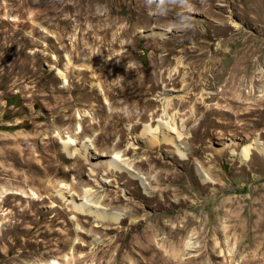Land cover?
<instances>
[{
  "label": "rangeland",
  "instance_id": "obj_1",
  "mask_svg": "<svg viewBox=\"0 0 264 264\" xmlns=\"http://www.w3.org/2000/svg\"><path fill=\"white\" fill-rule=\"evenodd\" d=\"M163 90L188 154L130 151L148 192L106 160L156 125ZM255 139L264 0H0V264H264V154H238ZM98 176L122 222L57 192Z\"/></svg>",
  "mask_w": 264,
  "mask_h": 264
},
{
  "label": "bare ground",
  "instance_id": "obj_2",
  "mask_svg": "<svg viewBox=\"0 0 264 264\" xmlns=\"http://www.w3.org/2000/svg\"><path fill=\"white\" fill-rule=\"evenodd\" d=\"M114 41H109L108 48L105 47L104 44L100 45L97 49V51H91L86 52V59L87 60H94L95 58H99L101 56H104L107 50H110V48L113 46ZM244 48V47H243ZM85 50V49H84ZM84 50H80L79 52L84 53ZM242 50V49H241ZM57 58V57H55ZM58 59V58H57ZM57 74L60 76L65 84V81L70 82V77L73 74L74 71L78 72V74H86V70L83 69H76L72 70V68L68 69V66L66 70L61 69L60 67H57ZM214 75V74H213ZM79 78V77H78ZM68 89L73 90L75 89V86H71L68 83ZM161 100V107H162V113L159 116L160 118H157L156 125L153 126L152 124L145 123L144 127L141 131V135L133 137V140L130 141V145L128 149H118L115 147L113 154L106 160L107 169H113L116 172L119 171L121 175L124 171H127L129 176L132 180H140V182L143 184V186L148 191V186L146 185V182H144L142 176L138 174V171L135 170L134 164L132 163V160H129L125 156L131 151H137L143 149L144 151H153L158 149H163L164 145H171L173 146V152L176 153L180 157H185L188 153L186 151V147L181 143L180 140H182L185 137L186 131L183 130L182 127L176 124V119L169 113L170 106L173 104L175 99L177 100L178 97L176 95H173L168 90H163L159 95ZM182 100H184V95H179ZM181 102H185L186 100ZM64 102V101H63ZM184 104V103H182ZM83 115V114H82ZM80 125V124H79ZM261 144V145H260ZM139 145H142L144 147H139ZM253 147H258L260 152L264 154V144L260 142V140L255 139L252 142L247 144H243V148L241 153L239 154V158L241 160H247V158L250 156L251 151ZM63 148L65 152L69 155H72L73 153L78 151L77 146L74 145V138L73 136L69 135L67 140L63 141ZM151 151V152H152ZM107 171L106 173L110 176L112 173L111 171ZM101 172V171H100ZM92 173V172H91ZM93 174V173H92ZM106 174V175H107ZM179 177L177 173V178ZM109 178V177H107ZM97 182V188H93V186H88L84 189V193L82 196H80L79 199H83L82 201H79V199L76 198L75 193H71V190H67L68 187L64 186L63 183L61 187L58 188L57 192L60 196L63 198H70V202L73 203L72 208L80 210V211H88L92 214L98 220H114L116 222H122V215L118 212H115L111 209L105 208L102 206L104 197H102V187H105L107 180H104L102 177H99L95 179ZM111 180V179H110ZM203 180H206L203 178ZM93 185V184H92ZM105 185V186H104ZM106 188V187H105ZM104 190V189H103ZM150 192V191H148ZM34 195L38 196V193L33 190L32 192ZM40 196V195H39ZM78 197V196H77ZM79 224V223H78ZM79 226H77L78 228ZM81 230V229H80ZM188 247L191 248L192 243L189 240L187 243ZM193 250V249H192ZM173 259L171 256H166L165 261L170 262ZM43 264H62L58 260H52L48 263Z\"/></svg>",
  "mask_w": 264,
  "mask_h": 264
},
{
  "label": "clouds",
  "instance_id": "obj_3",
  "mask_svg": "<svg viewBox=\"0 0 264 264\" xmlns=\"http://www.w3.org/2000/svg\"><path fill=\"white\" fill-rule=\"evenodd\" d=\"M188 2L190 3V0H188Z\"/></svg>",
  "mask_w": 264,
  "mask_h": 264
}]
</instances>
